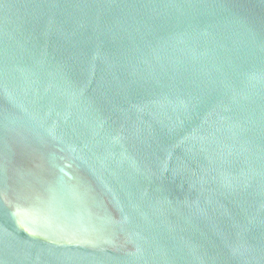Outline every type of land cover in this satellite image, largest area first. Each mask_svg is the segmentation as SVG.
Segmentation results:
<instances>
[{"label": "water", "instance_id": "1", "mask_svg": "<svg viewBox=\"0 0 264 264\" xmlns=\"http://www.w3.org/2000/svg\"><path fill=\"white\" fill-rule=\"evenodd\" d=\"M0 264H264V0H0Z\"/></svg>", "mask_w": 264, "mask_h": 264}]
</instances>
